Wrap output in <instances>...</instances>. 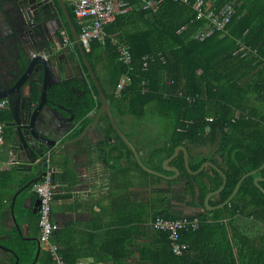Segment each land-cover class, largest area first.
I'll return each mask as SVG.
<instances>
[{
  "label": "trees",
  "instance_id": "16d2710c",
  "mask_svg": "<svg viewBox=\"0 0 264 264\" xmlns=\"http://www.w3.org/2000/svg\"><path fill=\"white\" fill-rule=\"evenodd\" d=\"M127 2L128 12L132 9L140 21L125 28L120 22L128 12L118 14L105 26V31L127 39L131 64L120 63L113 46L97 41L85 51L86 57L118 124L124 117L145 118L149 113L153 116L165 113L172 121L173 144L165 151L167 156H171L179 144L211 148L213 157H218L213 160L227 176L225 188L210 199L211 205H219L231 195L244 174L264 163V0H219L220 4L232 2L234 12L224 33L214 31L204 40L196 39L195 34L204 27L205 21L195 18L189 4L164 1L152 10L139 0ZM70 15L73 19L72 10ZM74 24L79 32V25L75 21ZM72 49L87 74L85 86L92 91L88 93L86 105L80 106L77 98H70L68 103L72 101L78 120H85L90 113L99 111L101 100L75 43ZM126 72L131 76V86L116 97L119 78ZM0 120L3 121L1 114ZM101 120L106 123L108 132L114 133L132 154L108 116L104 114ZM90 122L87 118L83 126ZM164 150L156 148L153 155H160ZM205 159L190 164V168L197 170ZM160 163L153 167L162 170ZM175 164L189 180L188 205L201 209L195 215L199 225L180 235V241L186 244L180 255L172 252L165 232L151 227L152 248L139 246L140 259L148 264H264V191L254 181L261 176L259 183L264 189V169L246 177L223 208L209 210L205 197L221 187L220 172L207 166L201 173L192 175L182 156L175 158ZM137 166L142 169L138 163ZM167 203L166 195L153 197L151 221L156 217L185 216L165 208ZM137 206L143 210L142 205ZM143 213L146 217L144 210ZM34 215L39 229V213ZM145 217L137 218L135 225H141ZM247 217L251 218L247 230L252 234L241 224ZM138 227L114 233L110 242L115 247L113 253L126 251L127 238L132 235L129 230L137 234ZM38 243L37 238L28 237L7 243L8 248L0 247V264H53L48 251L36 259ZM59 251L68 264L65 251L61 247Z\"/></svg>",
  "mask_w": 264,
  "mask_h": 264
},
{
  "label": "crops",
  "instance_id": "0c3cea01",
  "mask_svg": "<svg viewBox=\"0 0 264 264\" xmlns=\"http://www.w3.org/2000/svg\"><path fill=\"white\" fill-rule=\"evenodd\" d=\"M63 2L70 14L71 0H63ZM13 6L14 0H0V77L2 78L10 76L22 58V46L11 33L9 15ZM128 10L130 9L120 14ZM59 15L63 23L62 28L69 29L60 6ZM72 20L75 21L74 17ZM139 21L137 13L131 9L120 23L125 27ZM67 106L75 111L72 105ZM11 108L10 106L1 110L0 113L5 123V142L1 153L4 159L12 156L11 149L14 147V128L6 124V121L13 117ZM64 113L69 112L64 110ZM97 113L92 112L87 118L93 122ZM85 120L65 138L79 136L88 125L83 126ZM147 123L154 122L147 120ZM118 125L136 146L146 166L167 175L174 173L163 169V161L169 157L165 151L173 144L171 133L164 136L165 138L146 134L145 119L140 123V128H143L140 130H133L135 127L131 124L130 117L121 118ZM62 140H58V143ZM179 145L187 148L190 164L206 158L205 161H211L221 168L219 163L213 160V158L218 160V157H213L211 148L191 144ZM156 148L165 150L160 155L154 156L153 150ZM46 149L48 152L52 148ZM180 156L185 163L182 150L175 158ZM13 157L16 159L15 164L0 174V247L4 248H8L7 243L17 242L19 237L38 239L39 235L38 222L34 215L38 213L34 211V202L38 196L33 189L34 183L25 186L31 178L38 175L37 165L29 169L28 162L21 158L18 152L17 154L14 152ZM175 158L170 166H177ZM47 163V167L43 169L51 170L54 179L51 217L57 224L56 241L65 251L68 264H148L147 261L140 259L139 246L152 248L154 232L150 226V210L152 199L157 195L168 197L165 208L175 214L195 216L201 212V209L188 205L189 180L182 172L176 179H168L151 174L143 168L140 169L133 152L128 153L115 134L108 132L107 125L102 120L79 139L63 143L48 158ZM159 163L162 170L153 167ZM196 189L199 192L198 185ZM137 204L142 205L146 217ZM140 217H145L143 223L135 225L136 219ZM250 222L251 218L247 217L244 222L241 221V224L252 234L247 230ZM134 226H139L138 232L136 234L129 230L132 235L127 238L126 251L117 250L118 252L113 253L115 247L110 242L114 233L119 229L128 230L129 227ZM46 251L41 247L36 259Z\"/></svg>",
  "mask_w": 264,
  "mask_h": 264
},
{
  "label": "water",
  "instance_id": "95a60500",
  "mask_svg": "<svg viewBox=\"0 0 264 264\" xmlns=\"http://www.w3.org/2000/svg\"><path fill=\"white\" fill-rule=\"evenodd\" d=\"M59 6L68 23L70 33L76 44L83 65L87 68L101 100V106L93 122L88 124L79 136L65 138L70 132L77 128L82 119L75 120V112L72 108L62 105L54 99L51 94L52 88L60 81L72 75L70 65L65 58H62L58 51L61 48L59 43L58 30L63 26L59 15ZM9 19L12 25V34L22 46V58L16 68L5 78L0 77V97H6L12 107V119L6 121L7 125L13 126V150L25 159L32 169L36 164L38 175L31 178L25 186H29L46 174L47 160L65 142L77 140L82 137L93 125L98 124L101 117L106 114L116 133L122 138L132 150L138 164L147 172L159 175L168 179H176L180 176L181 170L177 166H170L171 162L178 155L179 151L184 152L185 166L192 175L201 173L207 166L216 169L223 178L221 187L208 193L205 197V205L209 210L223 208L235 196L242 181L264 169V163L257 169L244 174L236 184L231 195L219 205H211L210 199L221 192L227 183L225 172L211 161H205L197 170L190 168L187 148L179 145L173 154L163 161V169L174 172L171 175L164 174L146 166L136 146L123 133L118 125L110 103L102 89L95 70L90 65L85 50L82 48L76 26L64 6L63 0H14L13 9ZM77 72L82 74V68L77 67ZM68 111L70 115L64 113ZM64 138V139H63ZM62 140L58 143V140ZM46 148H52L48 152ZM261 176L255 177L257 186L264 191L259 181ZM40 198L34 202V211L38 212ZM39 241V240H38ZM41 250L39 243L37 256Z\"/></svg>",
  "mask_w": 264,
  "mask_h": 264
},
{
  "label": "built area",
  "instance_id": "2783aa9c",
  "mask_svg": "<svg viewBox=\"0 0 264 264\" xmlns=\"http://www.w3.org/2000/svg\"><path fill=\"white\" fill-rule=\"evenodd\" d=\"M145 7L156 10L164 1L173 3L189 4L195 13L196 19H203L205 25L196 32L195 38L204 40L214 31L224 33L226 24L234 12L232 2L219 3V0H139ZM72 13L76 23L79 25L78 32L80 44L86 51L89 50L93 41L101 45L109 43L117 52L118 61L126 66L131 64V55L128 41L118 34H107L105 26L113 22L118 14L126 11L128 7L127 0H71ZM62 40L66 44L72 43V39L65 29H61ZM130 70V68H128ZM116 88V97H120L123 91L131 86V76L124 73L120 76ZM179 94H181L179 92ZM9 99L0 97V110L8 106ZM213 121V118H209ZM4 127L5 123L0 120V174L10 169L16 162L14 150L11 149V157L4 159L2 151L4 149ZM33 189L40 198L39 204V236L38 240L41 247L45 248L51 255L53 264H66L59 251V243L54 239L57 224L52 220L51 209L54 194V179L51 170H47L43 177L34 183ZM199 218L179 217L175 219H165L156 217L151 221V227L167 234L171 242L172 252L176 255L182 254L186 244L180 241V235L184 230L197 228Z\"/></svg>",
  "mask_w": 264,
  "mask_h": 264
},
{
  "label": "flooded vegetation",
  "instance_id": "af4514ba",
  "mask_svg": "<svg viewBox=\"0 0 264 264\" xmlns=\"http://www.w3.org/2000/svg\"><path fill=\"white\" fill-rule=\"evenodd\" d=\"M62 27L58 30V34H59L58 40H59V43L61 44V48L59 49L58 53L62 58L66 59L67 63H69L70 71L72 75L68 77L67 79L60 81L58 85H55L52 88L51 94L54 97V99L59 101V103L62 105H65V106L72 105L73 104L72 101H71L72 104L68 103L70 102L69 99L77 98L80 100V106H83V105H86L85 104L86 98H88V93L92 91V88L85 86V83L88 82L87 74L84 70V67L80 63L77 54L72 49L73 43H74L73 40H72V43L70 44H66L62 40V35H61V29H63ZM65 30L67 31L69 35L68 30L66 28ZM78 66L82 68V74H79L77 72ZM65 83L67 84L66 86H65ZM9 107H10V101L8 102L7 108ZM74 112H75V120L78 121L77 113L76 111ZM67 115H70V113H68Z\"/></svg>",
  "mask_w": 264,
  "mask_h": 264
},
{
  "label": "rangeland",
  "instance_id": "374dc122",
  "mask_svg": "<svg viewBox=\"0 0 264 264\" xmlns=\"http://www.w3.org/2000/svg\"><path fill=\"white\" fill-rule=\"evenodd\" d=\"M131 119V124L135 127L133 130L137 129H143L140 128V123L142 122L143 119L146 120V127H144V130H146V134H154L159 136L160 138H165L164 136L168 135L171 133L172 129V121L170 118L167 116L165 113H158L157 115H152L149 113V115L145 118H136V117H130ZM139 124L137 125L138 121ZM148 121H153L154 123H147ZM120 124V122H119ZM137 125V126H136ZM148 125V126H147ZM209 150V149H208Z\"/></svg>",
  "mask_w": 264,
  "mask_h": 264
}]
</instances>
